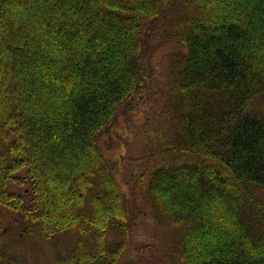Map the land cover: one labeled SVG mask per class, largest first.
<instances>
[{"label": "trees", "instance_id": "trees-1", "mask_svg": "<svg viewBox=\"0 0 264 264\" xmlns=\"http://www.w3.org/2000/svg\"><path fill=\"white\" fill-rule=\"evenodd\" d=\"M150 30L179 49L145 185L168 264H264V0H0V264H25L11 226L74 231L54 264L120 262L131 204L98 139L142 86Z\"/></svg>", "mask_w": 264, "mask_h": 264}, {"label": "rangeland", "instance_id": "rangeland-1", "mask_svg": "<svg viewBox=\"0 0 264 264\" xmlns=\"http://www.w3.org/2000/svg\"><path fill=\"white\" fill-rule=\"evenodd\" d=\"M145 47L147 71L141 88L125 102L98 139L121 191L131 204L128 241L118 264H168L167 255L172 245L168 242L166 229L146 199L145 185L148 173L160 165L154 162V155L169 144L163 120L165 88L171 60L179 49L152 30ZM253 106L264 109V95L256 98ZM150 155L154 157L151 162L148 160ZM27 190L26 185L16 191L27 199ZM17 235L18 231L9 227L1 246L23 259L25 264H54V259L66 254L76 238L74 231L57 234L48 240Z\"/></svg>", "mask_w": 264, "mask_h": 264}]
</instances>
